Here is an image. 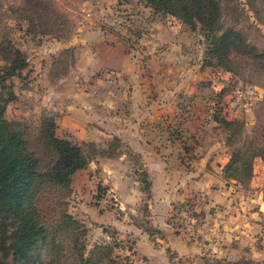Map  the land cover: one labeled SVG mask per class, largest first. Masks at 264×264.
I'll return each mask as SVG.
<instances>
[{"label":"rangeland","instance_id":"1","mask_svg":"<svg viewBox=\"0 0 264 264\" xmlns=\"http://www.w3.org/2000/svg\"><path fill=\"white\" fill-rule=\"evenodd\" d=\"M151 1L0 0V67L18 58L25 64L0 87L2 127L21 144L0 140V149H19L36 162L38 178L23 208L44 230L30 249L15 254L21 217L0 204V264H264L260 236L252 243L213 232L230 233L216 226L202 196L153 215L141 158L115 136L97 143L81 138L91 126L113 131L119 119L131 118L130 103L139 94L147 103L178 107V114L162 117L154 138L168 151L181 149L185 155L173 161L188 170L211 146L220 162L227 158L225 165L236 149L264 153V0H217L220 18L212 27L193 24L191 11L187 17L164 13ZM226 35L233 44L218 56L215 39ZM9 89L16 97L10 101ZM50 124L56 137L82 148L92 168L69 184L47 182L57 159L46 138ZM120 155L123 174L149 184L139 183L140 199L121 209L108 173L92 165ZM252 164L251 179L225 178L222 169L231 194H245L254 171L264 169L260 157Z\"/></svg>","mask_w":264,"mask_h":264},{"label":"crops","instance_id":"2","mask_svg":"<svg viewBox=\"0 0 264 264\" xmlns=\"http://www.w3.org/2000/svg\"><path fill=\"white\" fill-rule=\"evenodd\" d=\"M134 89L132 91L135 95ZM138 92L144 91L138 87ZM134 97L129 107L131 111L129 117L131 118H126L123 122L119 119L120 123L118 127L113 128V131H109L105 126H103L104 130L91 126L88 130L80 133L82 140L97 143L105 141L106 137L115 136L122 139V142L126 143L132 152L141 158L144 172L150 184V199H148L146 207L148 211H152L153 215L158 217L163 213L168 215L172 211L173 205L180 204L181 206L195 195H199L204 197L203 206L215 211L216 226L222 225L225 230L230 231V233H220L217 231L219 227L213 228V232L219 238L234 237L241 241L250 239L253 243L261 237L263 240L261 244H264V169L254 171V177L245 194L237 192V190L231 194L230 187L232 185L229 187L221 177V171L227 158L224 162H220L218 160L220 156L217 155L218 158L214 156V146L205 149L194 162H188V170L187 166L173 161L185 155L181 149L168 151L166 145H161L160 137L154 138L158 129L156 126H162L166 113L178 114V107H173L164 100L147 103L146 100H141L142 97L139 94H136L138 97L136 100ZM192 122L188 124L190 132H193ZM91 129L94 130L91 131ZM175 163L178 164L173 165ZM92 165L95 168L99 167L103 173H108L106 184L110 192L116 194L120 200V209L140 199L139 195L142 194L140 182L138 183L131 176L123 174V155L110 159L108 162H92ZM91 170V165H88L85 169L77 171L72 180H75L78 174L81 175V172H85V175ZM104 184L103 182L101 186ZM88 194L92 196L95 192L90 188ZM107 214L108 212H104L102 217L104 218ZM120 225L122 222L118 221L115 227L118 228ZM252 248L256 250L261 247L258 243H254Z\"/></svg>","mask_w":264,"mask_h":264},{"label":"trees","instance_id":"3","mask_svg":"<svg viewBox=\"0 0 264 264\" xmlns=\"http://www.w3.org/2000/svg\"><path fill=\"white\" fill-rule=\"evenodd\" d=\"M151 3L156 9H160L164 13L180 14L182 17H187L188 12L191 11L193 24L198 22L201 25L205 24L208 27H212L215 24L214 20L218 21V18H220V8L217 0H152ZM215 42L214 52L218 56L221 54L222 49L228 50L233 44L230 36L227 35L215 39ZM225 42L226 44L223 48L219 49V45ZM255 57L258 56L255 55ZM23 65H25L24 61L18 58L10 68L0 67V87L2 90L6 88L5 82L7 79L14 76ZM7 94L9 96L8 101L16 98L11 89H9ZM2 114L3 108L0 107V140L3 142L2 146H14L17 144L20 147V138L2 127ZM223 122L219 123L223 125ZM231 124L229 123L228 125ZM46 138L57 156L55 163L47 173V182L58 185L69 184L72 176L77 171L83 170L88 166L89 160L80 146L55 136L54 124L48 125ZM114 140L117 143L119 142L116 138ZM243 149L247 151V148L244 147ZM238 150L236 149V152L232 154L228 163L223 167L225 178L232 180L237 178L251 179L253 159L260 157L264 161V153L261 152V149L258 151L259 153H253V155L249 156ZM230 171L232 175H229ZM236 171L240 172V177L236 175ZM144 177H147L146 173ZM37 178L36 162L33 158L19 149L17 151H2L0 149V204L8 207L7 210L9 211L13 209L14 216L21 217L19 219L21 237L18 239V245H13L15 254L24 253L44 236V230L40 224L35 219L30 218L23 208V198L31 191ZM140 183L144 184L145 187L149 186L145 179L140 181Z\"/></svg>","mask_w":264,"mask_h":264}]
</instances>
